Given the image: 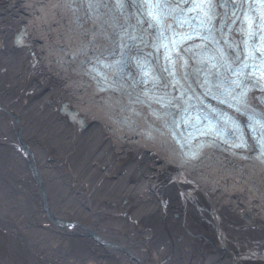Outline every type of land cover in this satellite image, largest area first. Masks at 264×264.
<instances>
[{
  "label": "bare ground",
  "instance_id": "1",
  "mask_svg": "<svg viewBox=\"0 0 264 264\" xmlns=\"http://www.w3.org/2000/svg\"><path fill=\"white\" fill-rule=\"evenodd\" d=\"M118 1L127 8L123 13L107 0H0V264H264L261 130L250 136L243 119L233 130L253 146L208 142L198 153L186 142L202 135L169 137L177 132L152 116L160 109L153 104L157 88L151 90L142 76L138 84L129 69L132 50L154 44L132 24L146 18L144 2ZM219 8L214 10L224 13L223 29L236 24L233 18L238 34L245 29L244 16ZM131 24L137 29L124 35ZM19 33L25 36L16 42ZM239 50L250 51L244 45ZM96 53L111 55L110 65L121 72L113 82L114 71L105 69L104 91L86 67ZM240 54L225 51L227 58ZM224 69L215 75L236 78ZM41 78L51 83L38 87ZM190 78L195 80L184 78L188 86ZM213 94L229 106L251 103L245 109L264 120L253 104L264 95L243 101L228 89ZM210 103L229 117L244 113ZM201 107L205 112L195 121L190 116L191 124L211 114L204 101ZM203 197L220 201L228 219L218 215V206L205 208Z\"/></svg>",
  "mask_w": 264,
  "mask_h": 264
},
{
  "label": "rangeland",
  "instance_id": "2",
  "mask_svg": "<svg viewBox=\"0 0 264 264\" xmlns=\"http://www.w3.org/2000/svg\"><path fill=\"white\" fill-rule=\"evenodd\" d=\"M49 83H51L48 79H38V82H37V86L39 87V85L43 88H45V87H47V85L49 84ZM12 141L13 142H18V140L16 139V137H14L13 139H12ZM15 147V149H16V154L17 155H19V156H21V154H20V150L17 148V146L15 145L14 146ZM15 154V155H16ZM90 165L92 166V167H98L99 168V165H98V163H94V161H91L90 162ZM20 170V169H19ZM173 174V173H172ZM175 187L177 186V185H174ZM184 190V189H183ZM181 191V190H180ZM181 192H183L184 194H185V196L187 195L184 191H181ZM194 199L195 198H190L189 197V201L190 202H194ZM201 199H205L204 201H208L206 204H205V208H207V206L208 207H210V206H213V205H215V206H218V208L220 209H217V207L215 208L216 209V212H219L218 213V215L220 216V217H223L224 215H225V213H223V211H221L222 209V207H223V205H222V203H220V201H218V200H210V199H208L207 197H203V198H201ZM173 200V199H172ZM217 201V202H216ZM218 203H219V205H218ZM221 208H220V207ZM229 217V216H228ZM224 219H228L227 217H223ZM151 220V218H148V220H147V222H149ZM144 224H146V223H144ZM136 252V251H135Z\"/></svg>",
  "mask_w": 264,
  "mask_h": 264
},
{
  "label": "water",
  "instance_id": "3",
  "mask_svg": "<svg viewBox=\"0 0 264 264\" xmlns=\"http://www.w3.org/2000/svg\"><path fill=\"white\" fill-rule=\"evenodd\" d=\"M24 36H25V35H21V36H20V33H19V34H16V37H15V38H16V39H15L16 42H19V41H20V37H24ZM71 113H72L74 116L77 115L75 112H71Z\"/></svg>",
  "mask_w": 264,
  "mask_h": 264
}]
</instances>
